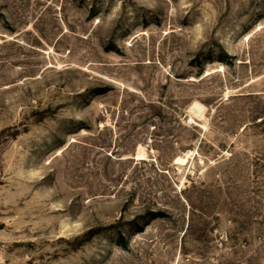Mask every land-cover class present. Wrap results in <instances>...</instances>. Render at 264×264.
Listing matches in <instances>:
<instances>
[{
    "label": "rangeland",
    "instance_id": "374dc122",
    "mask_svg": "<svg viewBox=\"0 0 264 264\" xmlns=\"http://www.w3.org/2000/svg\"><path fill=\"white\" fill-rule=\"evenodd\" d=\"M0 264H264V0H0Z\"/></svg>",
    "mask_w": 264,
    "mask_h": 264
},
{
    "label": "bare ground",
    "instance_id": "6f19581e",
    "mask_svg": "<svg viewBox=\"0 0 264 264\" xmlns=\"http://www.w3.org/2000/svg\"><path fill=\"white\" fill-rule=\"evenodd\" d=\"M192 154V152H187L183 157L178 159V164H186L188 162L189 156Z\"/></svg>",
    "mask_w": 264,
    "mask_h": 264
}]
</instances>
